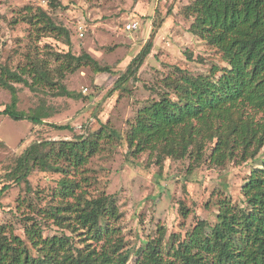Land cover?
I'll list each match as a JSON object with an SVG mask.
<instances>
[{"label": "trees", "instance_id": "trees-1", "mask_svg": "<svg viewBox=\"0 0 264 264\" xmlns=\"http://www.w3.org/2000/svg\"><path fill=\"white\" fill-rule=\"evenodd\" d=\"M47 2L52 8L59 6L57 0ZM183 13L192 18L188 31L216 48L226 66H212L208 73L196 75L173 66L156 87L157 98L136 109L121 135L102 125L70 140H36L20 154L5 157L0 162V181L4 182L0 195L11 188V182L24 183L29 192L28 176L35 170L62 176L41 207L30 200L23 205L28 210L20 218L23 236L9 223H0V264H128L132 255L135 264H264V160L245 177L240 203L225 196L217 199L214 223L198 219L183 236L171 233L167 238L160 225L155 236L135 249L125 247L115 224L120 216L115 196L105 192L87 196L82 187L85 177L70 176L81 173L79 168L102 148V138L108 144L113 140L126 144L132 155L148 150L157 163L165 157H188L199 163L209 150L214 165L240 164L264 148V0H190ZM30 18L40 24L38 30L59 38L68 49L56 53L51 66L38 56L18 69L0 66V87L10 93L0 114L69 129L68 124L46 121L55 111L45 97L38 98L28 112L18 110L13 83L34 92L74 97L75 92L63 82L68 73L87 65L94 72L110 73L112 69L86 51L74 54L69 31L41 7ZM164 20L156 9L151 37ZM150 48L151 40L136 59L141 60ZM217 72L220 75L215 78ZM129 73L135 70L127 67L118 81ZM45 221L61 232L44 235Z\"/></svg>", "mask_w": 264, "mask_h": 264}, {"label": "rangeland", "instance_id": "rangeland-1", "mask_svg": "<svg viewBox=\"0 0 264 264\" xmlns=\"http://www.w3.org/2000/svg\"><path fill=\"white\" fill-rule=\"evenodd\" d=\"M57 1L59 6L52 8L47 0H0V66L18 69L35 56L49 60L51 66L56 53L67 51L66 44L38 30L36 26L40 24L30 18L41 7L69 31L74 54L86 51L112 71L94 72L87 65L68 73L63 82L75 92L74 97L34 92L13 83L18 110L28 112L38 98L45 97L55 111L46 121L68 124L70 128L34 125L27 119L12 120L0 114V162L10 154H20L33 141L70 140L102 125L106 131L113 129L121 135L136 109L146 100L157 98L156 87L173 66L194 75L206 74L212 66H226L216 48L188 31L192 18L185 16L183 9L190 0ZM156 9L165 20L151 37V19ZM132 22L137 23L136 28L126 29V24ZM149 40V53L138 61L136 58ZM127 67L135 73L118 81ZM219 75L215 73V78ZM9 101V91L0 87V111ZM99 143L102 148L79 168L81 173L69 175L79 180L85 177L82 187L87 189V196L101 192L115 196L120 211L115 224L125 247L131 249L155 236L160 225L167 238L171 233L183 236L198 219L214 223L217 199L225 196L240 203L245 177L264 160L262 148L254 159L240 164L227 161L214 165L209 161V150H205L199 163L188 157H165L157 163L155 154L150 155L148 150L132 155L126 144L116 140L108 144L102 138ZM61 176L54 171L35 170L28 176L29 192L24 183L11 182V188L0 195V223H9L16 234L23 236L20 218L28 213L23 205L29 200L35 207L45 204ZM3 183L0 181V187ZM44 223V235L61 232L51 221ZM64 232L69 233L66 229ZM135 257L132 255L128 264H135Z\"/></svg>", "mask_w": 264, "mask_h": 264}, {"label": "built area", "instance_id": "built-area-1", "mask_svg": "<svg viewBox=\"0 0 264 264\" xmlns=\"http://www.w3.org/2000/svg\"><path fill=\"white\" fill-rule=\"evenodd\" d=\"M136 26H137V23L136 22H132V23H127L125 27L128 30H133V29L136 28Z\"/></svg>", "mask_w": 264, "mask_h": 264}]
</instances>
